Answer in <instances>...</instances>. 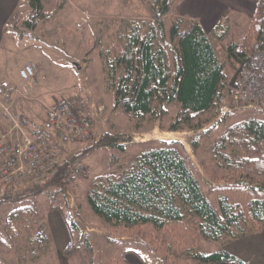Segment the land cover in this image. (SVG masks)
<instances>
[{
  "label": "trees",
  "instance_id": "trees-1",
  "mask_svg": "<svg viewBox=\"0 0 264 264\" xmlns=\"http://www.w3.org/2000/svg\"><path fill=\"white\" fill-rule=\"evenodd\" d=\"M32 2L39 10L40 0ZM149 4L152 20L123 22L126 24L118 33L119 48L111 46L106 51L103 65L107 87L113 89L116 105L138 121L157 119L166 105L174 103L178 112L166 130L200 129L208 122L199 115L218 107L224 87L230 88V80L196 20L174 18L167 34L162 16L169 11V1L149 0ZM219 28H225L222 22L214 28L217 36L221 35ZM260 52H264V0L257 1L244 34L224 47V59L237 73ZM119 141L117 133L91 132L85 145L42 178H46L43 186H0V202L35 197L49 184L64 179L71 163L103 147L123 150ZM157 142L141 150L123 170L90 179L86 202L91 211L105 222L120 226L124 234L148 238L164 256L162 264H190L173 261L170 253L175 249L192 264H247L223 248L211 252L195 248V238L188 233L185 220L194 218L192 225L202 238L223 245L264 227V197L241 204L220 194L214 205L202 190L183 144L175 139ZM195 144L191 142V146ZM212 152L229 168L238 166L264 178V120L252 117L230 126L215 140ZM251 189L264 195V185ZM36 214L35 207L20 206L6 215L0 236V248L6 255L15 253L18 261H32L51 242L45 221L37 219ZM66 223L71 241L64 254L82 242L80 233L73 238V231L78 230L74 219L68 216ZM148 228L161 235L154 238ZM147 261L142 262L149 264Z\"/></svg>",
  "mask_w": 264,
  "mask_h": 264
},
{
  "label": "rangeland",
  "instance_id": "rangeland-1",
  "mask_svg": "<svg viewBox=\"0 0 264 264\" xmlns=\"http://www.w3.org/2000/svg\"><path fill=\"white\" fill-rule=\"evenodd\" d=\"M168 1L169 11L162 16L167 34L171 20L182 18L173 14L170 7L172 0ZM31 2L32 0H23L19 9L23 14L17 22L26 19V22L32 23L39 21V25L37 28H20L23 33L27 31V34L22 41L16 43L3 64L4 68L13 69L14 58L17 63L30 61L36 68L37 82L30 85L27 97L19 98L28 101L33 109L23 113L40 123L45 115V105L59 96L81 95L86 102V110L93 115L92 133H117L120 135L119 143L124 148H100L71 163L64 179L49 184L35 197L0 202V236L3 235V220L10 211L20 206H32L37 212L35 217L45 221L51 239L32 261H18L15 253L8 256L0 248L2 264H131L133 260L130 257L133 256L140 262L148 260L149 264L164 263V256L148 238L138 234H124L120 226L109 224L96 216L86 202V191L93 176L123 170L141 150L158 145L157 140L175 139L183 144L194 164L202 190L214 205L220 194L241 204L253 197H264L262 191L252 192L251 189L264 185L263 177L241 170L238 166L229 168L224 159L212 152L215 140L230 126L252 117L264 120V111L239 107L234 102L229 87H224L218 107L199 115L201 120L208 122L200 129L166 130L178 112L174 103L166 105L157 119L147 117L140 121L116 105L114 91L107 87L104 71L106 51L111 46L119 48L118 33L122 30V25L126 24L123 22L152 20L149 0H144L146 13L140 17L87 19L82 16L80 21L78 14L66 0H40L39 10L33 4L35 1ZM244 30L245 25L240 21L239 24L219 28L220 36L214 30L209 34L216 55L223 63L224 74L229 80L235 72L225 62L224 47L231 40H238ZM217 109L219 111L216 114ZM192 141L196 143L194 147L191 146ZM85 143L68 147L65 155H73ZM75 163L84 166L86 175L71 173V166ZM45 180L46 178L27 184L43 186ZM68 216L78 226L77 232L73 231V238L76 233H80L82 242L75 250L64 254L62 251L71 241L66 223ZM193 220L194 218L187 217L185 225L190 236L195 238V248L206 252L220 249L218 242L200 236L192 225ZM147 231L154 238L161 235L152 228ZM62 239L66 241V245L60 248ZM170 254L173 261L192 264L176 249Z\"/></svg>",
  "mask_w": 264,
  "mask_h": 264
},
{
  "label": "built area",
  "instance_id": "built-area-1",
  "mask_svg": "<svg viewBox=\"0 0 264 264\" xmlns=\"http://www.w3.org/2000/svg\"><path fill=\"white\" fill-rule=\"evenodd\" d=\"M17 74L19 83L0 84V186L36 182L51 174L66 159L68 147L89 139L93 126V115L81 95L59 96L45 105L42 121L33 124L15 111V105L37 82L36 68L27 61ZM230 91L239 107L264 111V52L237 72ZM71 173L83 176L86 169L75 163Z\"/></svg>",
  "mask_w": 264,
  "mask_h": 264
},
{
  "label": "crops",
  "instance_id": "crops-1",
  "mask_svg": "<svg viewBox=\"0 0 264 264\" xmlns=\"http://www.w3.org/2000/svg\"><path fill=\"white\" fill-rule=\"evenodd\" d=\"M258 0H172L171 8L177 17L196 20L203 32L209 38V34L215 26L222 22L226 27L230 24L246 23L254 13ZM23 0H0V84L19 83L17 69L24 61L17 63L14 60L13 69L4 68L6 56L15 48L16 43L22 41L27 34L20 28H37L38 22H26V19L17 22L23 14L19 9ZM78 14L87 19L92 17H140L146 13L144 0H66ZM241 19V20H240ZM22 22V23H21ZM33 109L29 102L19 99L15 105L17 112L28 113ZM60 248L65 247L63 239ZM64 243V244H63ZM247 264H264V227L256 232L231 240L221 245ZM131 264H143L135 256L130 257Z\"/></svg>",
  "mask_w": 264,
  "mask_h": 264
},
{
  "label": "water",
  "instance_id": "water-1",
  "mask_svg": "<svg viewBox=\"0 0 264 264\" xmlns=\"http://www.w3.org/2000/svg\"><path fill=\"white\" fill-rule=\"evenodd\" d=\"M236 75H237V73H234V75H233L232 78L230 79V85L233 84V82H234V80H235V78H236Z\"/></svg>",
  "mask_w": 264,
  "mask_h": 264
}]
</instances>
